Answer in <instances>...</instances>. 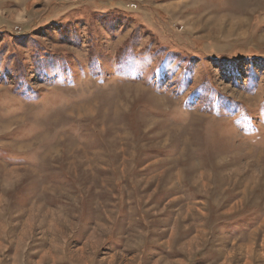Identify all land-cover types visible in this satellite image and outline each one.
Masks as SVG:
<instances>
[{"label": "rangeland", "instance_id": "obj_1", "mask_svg": "<svg viewBox=\"0 0 264 264\" xmlns=\"http://www.w3.org/2000/svg\"><path fill=\"white\" fill-rule=\"evenodd\" d=\"M0 264H264V0H0Z\"/></svg>", "mask_w": 264, "mask_h": 264}, {"label": "trees", "instance_id": "obj_2", "mask_svg": "<svg viewBox=\"0 0 264 264\" xmlns=\"http://www.w3.org/2000/svg\"><path fill=\"white\" fill-rule=\"evenodd\" d=\"M191 49V47H189V50ZM196 53H200V54H205V52H200V51H197ZM245 55H247V56H251V55H253V56H256V55H260V52H254V51H252V53H247V54H245ZM232 64V63H231ZM233 66V65H232ZM231 66V67H232ZM230 67V66H229ZM227 68V71H229V69L231 68ZM187 84V83H186ZM211 89H215V90H217V92L215 93V95L216 96H219L218 97V99L219 100H222L223 98H226L227 96L226 95H223L222 93H221V91H219L216 87H214L213 85H211Z\"/></svg>", "mask_w": 264, "mask_h": 264}]
</instances>
